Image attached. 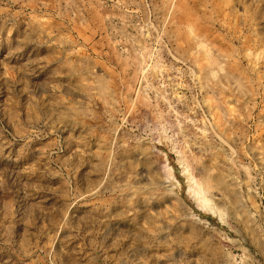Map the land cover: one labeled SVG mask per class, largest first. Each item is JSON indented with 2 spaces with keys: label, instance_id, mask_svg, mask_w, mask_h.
<instances>
[{
  "label": "rangeland",
  "instance_id": "374dc122",
  "mask_svg": "<svg viewBox=\"0 0 264 264\" xmlns=\"http://www.w3.org/2000/svg\"><path fill=\"white\" fill-rule=\"evenodd\" d=\"M0 264H264V0H0Z\"/></svg>",
  "mask_w": 264,
  "mask_h": 264
},
{
  "label": "bare ground",
  "instance_id": "6f19581e",
  "mask_svg": "<svg viewBox=\"0 0 264 264\" xmlns=\"http://www.w3.org/2000/svg\"><path fill=\"white\" fill-rule=\"evenodd\" d=\"M196 195H198V193H197V191H196V193H195ZM199 196V195H198ZM196 198H198V197H196Z\"/></svg>",
  "mask_w": 264,
  "mask_h": 264
}]
</instances>
